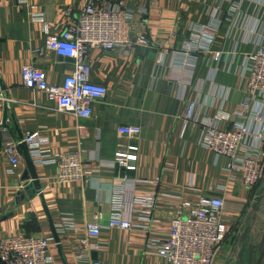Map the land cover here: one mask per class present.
I'll list each match as a JSON object with an SVG mask.
<instances>
[{
	"label": "crops",
	"instance_id": "obj_1",
	"mask_svg": "<svg viewBox=\"0 0 264 264\" xmlns=\"http://www.w3.org/2000/svg\"><path fill=\"white\" fill-rule=\"evenodd\" d=\"M123 1L130 10L145 8L132 23L131 37L144 34L148 45L134 46L128 54L88 49L90 80L105 86L107 95L93 102L92 115L84 118L57 111L44 93L23 87L20 70L24 65L36 67L53 85L71 74L72 60L45 48L42 25H49L51 33L59 32L69 20L65 11L72 10L75 17L85 0H0V95L7 98H0V124L5 116L13 136V125L22 138L36 133L42 148L50 152L80 151L88 172L87 182L59 184L54 165L33 164L40 186L33 190L30 179H21L26 167L19 148L21 166L10 171L3 148L13 140L6 130L0 131V237L24 233L46 238L51 264H78L76 244L85 237L84 224L91 222L100 226V233L88 239L98 247L87 251L90 259L100 264H166L146 244L166 238L179 199L219 196L228 230L213 264L234 263L239 250L235 241L251 216L255 217L250 240L258 242L261 237L264 171L251 189L233 182L227 159L204 148L202 127L184 125L183 116L188 102L197 100L206 118L218 107L231 114L230 121L220 122L221 130L232 128L237 120L258 129L242 101L245 56L257 46L264 0ZM188 41L196 49L185 53ZM159 51L165 57L157 66ZM261 114L264 118V107ZM131 125L140 128L137 136L118 133L119 127ZM116 152L135 154V169L113 165ZM116 184L139 195H156L150 217L134 213L130 230L108 226ZM66 219L72 228L61 227ZM259 264H264V254Z\"/></svg>",
	"mask_w": 264,
	"mask_h": 264
},
{
	"label": "built area",
	"instance_id": "obj_2",
	"mask_svg": "<svg viewBox=\"0 0 264 264\" xmlns=\"http://www.w3.org/2000/svg\"><path fill=\"white\" fill-rule=\"evenodd\" d=\"M23 3L25 0H14ZM145 13V8L130 10L123 0H85L84 5L73 17L72 10L64 15L69 18L57 33H51L47 24L42 25L46 35L45 48L56 55L73 62V71L60 85L49 84L45 73L31 65H24L20 70L23 87L42 92L48 102L54 104L59 112H67L77 117L89 118L92 103L104 99L107 89L90 80V65L87 51L100 48L105 51L118 50L128 54L134 46H147L144 34L131 37L133 21ZM185 53L194 51L192 41L183 46ZM164 51H159L155 64H163ZM219 60L220 55L215 54ZM246 89L242 106L249 109L251 119L259 125L254 131L250 124L240 120L233 121L232 128L221 130L222 121H230L231 114L218 107L211 118L204 117L202 104L197 100L188 102L184 113V125L201 126L203 136L201 144L214 153L216 157L227 159L226 170L230 179L239 185L251 189L260 181L264 171V18L258 35L256 48L245 56ZM2 100L7 98L0 95ZM237 113V112H236ZM240 118L241 112L237 114ZM140 128L136 125L121 126L118 133L137 136ZM21 143L27 147L33 164L54 165L55 181L59 184L87 182L88 172L84 169L81 153H54L42 148L41 139L36 133H27L17 142H9L3 148L10 166L14 171L21 166L18 148ZM136 151V147H130ZM135 154L116 152L112 164L125 170L135 169ZM123 181L125 178L122 179ZM108 226L130 230L133 226L130 217L141 211L143 217L149 218L156 206L155 194H136L132 189L116 184ZM224 201L219 196H201L195 201L180 198L174 207L169 221L167 236L164 240H148L146 246L166 264H213L228 228L222 222ZM73 223L66 219L63 228H72ZM85 237L77 241L78 264H100L87 256V251L97 250L89 238H97L100 226L87 222L84 224ZM0 261L5 264H51L49 240L40 236L16 233L0 237Z\"/></svg>",
	"mask_w": 264,
	"mask_h": 264
},
{
	"label": "water",
	"instance_id": "obj_3",
	"mask_svg": "<svg viewBox=\"0 0 264 264\" xmlns=\"http://www.w3.org/2000/svg\"><path fill=\"white\" fill-rule=\"evenodd\" d=\"M14 126V129L16 131V136L12 135L11 132V128L10 126H8L5 123V116L2 120V123L0 124V131L2 130H6L8 132V134L11 136L12 140L14 142H17L19 140L22 139V135L18 132V130L16 129V126ZM2 149V137L0 134V152ZM19 149L22 152V157H23V161L25 164V170L22 174V180H26V179H30L31 180V187L33 188V190H38L40 189V186L37 182V175H36V171H35V166L33 165L28 151H27V147L24 143H21L19 145ZM29 188H27L28 190ZM23 197V196H21ZM261 200V196L257 197L256 202L253 206V211L257 212L258 210V203ZM255 216H251L250 223L247 224L242 233L239 234V236L237 237L236 241H235V246L236 247L239 244V250L236 253L235 256V261L234 263H232V260L228 261L227 264H259L260 260L264 254V225L262 228V232H261V237L259 239L258 242H253L252 240H250V234H251V221L254 220ZM52 235H53V239L56 243H58V236L56 234L55 228L54 226H52ZM246 253V255H245ZM0 264H5L3 262L0 261Z\"/></svg>",
	"mask_w": 264,
	"mask_h": 264
}]
</instances>
